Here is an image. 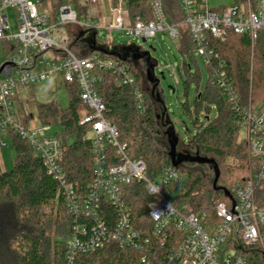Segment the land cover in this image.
<instances>
[{"label": "built area", "instance_id": "obj_1", "mask_svg": "<svg viewBox=\"0 0 264 264\" xmlns=\"http://www.w3.org/2000/svg\"><path fill=\"white\" fill-rule=\"evenodd\" d=\"M124 1L111 9L110 23L102 26L80 23L71 6L60 7L51 22L41 10L40 0H0V42L7 46L0 61V148L5 146L1 139L10 134L26 140L47 172L60 183L69 211L83 219L67 241L69 263L81 253L96 252L110 244L145 248L154 253L151 239L143 243L123 196L125 187L142 182L153 198L147 207L156 240L164 245L170 228L182 234L161 264H264V206L259 205L262 197L257 195L264 183V106L242 105L227 75L226 62L211 45L213 41H224L233 32L248 36L253 46L264 32V0H242L221 9H212L208 0H180L183 24L194 40L195 54L208 70L211 84L222 91L238 114L240 134H244L242 140L248 145L254 164L249 179L232 189V203L216 206V223L206 214L179 212L174 200L186 189L187 177L167 166L155 181L149 180L145 163L130 158L126 145L119 141L118 129L105 118L106 106L96 87L104 74L114 76L118 86L135 87L136 80L128 66L117 59L77 58L68 49L67 41L60 44L50 35L58 26L81 24L85 28L120 32L130 39L147 41L165 33L178 40L179 25L168 21L159 0L151 4L154 20L149 22H132L123 10ZM56 74L66 84L76 83L79 88L78 120L89 131L94 173L85 195L68 183L61 166L66 147L52 127L21 112L15 103L20 92L48 82ZM134 93L139 109H143V94L139 90ZM103 201L116 210V218H106ZM251 253L258 257L250 260Z\"/></svg>", "mask_w": 264, "mask_h": 264}, {"label": "trees", "instance_id": "obj_2", "mask_svg": "<svg viewBox=\"0 0 264 264\" xmlns=\"http://www.w3.org/2000/svg\"><path fill=\"white\" fill-rule=\"evenodd\" d=\"M110 1L117 6L120 0ZM153 1L125 0L129 19L132 22L154 20ZM159 1L168 21L179 25L178 51L190 59L195 58V43L183 24L180 0ZM72 2H75L78 19V15L86 14L77 0ZM68 3V0H40V8L52 22L58 9L70 6ZM80 29L82 32L69 30L68 33V49L74 56L117 59L128 66L136 80L135 87L118 86L114 76L104 74L103 81L96 87L106 106L105 118L118 129L119 141L126 145L130 158L145 163L151 181H155L165 167L175 168L187 177L186 189L174 200L176 209L184 214H206L210 221L218 222L216 206L219 203L230 205L234 199L232 189L246 182L254 171L249 147L241 138L238 114L222 91L213 86L210 79L200 90V69L193 72L191 66L184 63L181 77L186 86V100L181 110L194 131L187 130L189 136L183 139L174 126L158 80L153 76L154 66L147 56L138 51L128 53V49L124 55L117 50L109 52L94 47L83 38L84 33L94 28ZM211 45L226 62L227 75L242 105L264 106V32L253 46L248 36L233 32H229L224 41H213ZM192 83L196 88L190 102ZM67 85L68 108H59L54 102L40 103L39 118L44 126L61 127V135L55 132L66 147L61 166L68 183L85 195L94 180L91 142L88 128L79 125L78 85ZM136 90L143 94V109H139L135 100ZM212 105L216 111L214 118H211ZM9 138L15 157L10 170L0 167V264H161L180 242L182 234L172 228L167 231L164 245L153 236V221L147 207L153 198L144 183L136 182L123 189L124 200L143 243L151 239L154 253L145 248L110 244L96 252L81 253L69 263L67 241L75 235L74 227L83 224V219H77L69 211L60 183L47 172L31 145L14 134ZM70 138L73 142H69ZM257 195L262 197L259 205L264 206V183ZM102 210L106 218L117 217L116 210L106 201L102 202ZM252 253L250 260L258 257Z\"/></svg>", "mask_w": 264, "mask_h": 264}, {"label": "rangeland", "instance_id": "obj_3", "mask_svg": "<svg viewBox=\"0 0 264 264\" xmlns=\"http://www.w3.org/2000/svg\"><path fill=\"white\" fill-rule=\"evenodd\" d=\"M72 1L74 0H68V4L74 11H76L75 2ZM77 1L80 5L79 0ZM208 2L211 8L216 9L219 6H228L232 4L233 0H208ZM80 7L83 8L81 5ZM111 7L116 9L117 6H114L111 3ZM223 7H220V9ZM125 9L126 7L123 6V10ZM10 14L13 15V12L10 11ZM109 16L110 13H107L106 17ZM78 17L80 23L86 21L85 15H78ZM13 27L14 32H16L17 29L14 23ZM80 28H83L81 24L58 26L57 28H53L50 35L60 44H65L68 38L69 30L72 32H82ZM95 33L96 31L92 29L83 35V38L94 47L110 52L117 50L124 55L128 49L130 50L128 53L134 54L135 51H138L139 53L147 56L151 66H154L153 76H155L158 80L159 89L162 91L166 107L172 117L174 126L181 138L187 139L190 133L188 131L190 130L193 132L194 129L192 128V125L186 115L181 110V104L186 100V86L181 74H183L184 71V63L190 65L193 72L199 68L202 74L200 90L204 89L209 77L207 69L201 58L197 54L193 59H190L188 56H183L178 51L177 40H172L165 33H160L156 36V38L148 39L145 43L139 39H130L122 33L116 31L101 30L97 32V38ZM4 46L7 47L4 42H0V61L4 57ZM195 88L196 85L194 83H192L189 87L190 102H192L194 97ZM20 100L23 101L24 104L32 101L29 102V107H32L33 109L36 107V104L49 102H54L59 108L66 109L70 103L69 87L60 77L55 76L47 83L38 84L28 88L27 93L23 94L22 97H20ZM212 106L213 112L211 118H214L216 116V111L215 106ZM52 130L54 133L57 132L58 135H61V127H53ZM243 137L244 134L241 133V138ZM1 140L5 143V146H2L5 165L7 169L10 170L15 157L12 140L9 137L2 138ZM73 140V138H70L69 142H73Z\"/></svg>", "mask_w": 264, "mask_h": 264}, {"label": "crops", "instance_id": "obj_4", "mask_svg": "<svg viewBox=\"0 0 264 264\" xmlns=\"http://www.w3.org/2000/svg\"><path fill=\"white\" fill-rule=\"evenodd\" d=\"M79 2H80V5L86 11V14H85L86 21H88L89 23L100 24L102 26L103 25H108L110 23L111 16H112V13H111V8L112 7H111V1L110 0H79ZM236 2H237V0H233L232 4H234ZM232 4H230V5H232ZM118 5H119V3H118ZM230 5H228V6H230ZM123 6H125V1H124ZM223 6H219L216 9H220V7H223ZM224 7H226V6H224ZM124 11L127 12L126 9ZM107 13H110L109 17H106ZM101 30H103V29L102 28L98 29L96 32H99ZM97 36H96V38H97ZM55 76H58V77H60L63 80L61 75L56 74ZM27 90H24V91L20 92L19 96L16 98V101H15L16 107L21 112H26L33 118H35L37 116L38 120L40 121L39 111H38V104H36V107L33 109L32 107H29V105H30L29 102H32V101H29L28 103H26L27 104V106H26V104H24L23 101L20 100V97H22L23 94L27 93ZM0 164H1L2 170H6L7 169V167L5 165L4 157H3L2 147L0 148Z\"/></svg>", "mask_w": 264, "mask_h": 264}, {"label": "water", "instance_id": "obj_5", "mask_svg": "<svg viewBox=\"0 0 264 264\" xmlns=\"http://www.w3.org/2000/svg\"><path fill=\"white\" fill-rule=\"evenodd\" d=\"M143 41V43H145L146 42V40H142ZM193 162H195L196 160H192ZM218 176L219 175H217V178H216V182H217V180H218ZM216 184V183H215Z\"/></svg>", "mask_w": 264, "mask_h": 264}]
</instances>
